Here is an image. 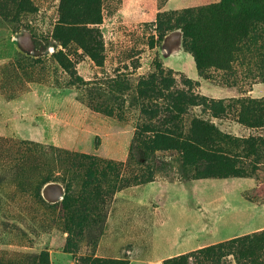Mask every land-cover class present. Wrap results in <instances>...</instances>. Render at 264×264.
<instances>
[{"label":"rangeland","instance_id":"rangeland-1","mask_svg":"<svg viewBox=\"0 0 264 264\" xmlns=\"http://www.w3.org/2000/svg\"><path fill=\"white\" fill-rule=\"evenodd\" d=\"M163 2L100 0L96 66L54 34L60 0H0V264H165L264 230V164L245 178L187 181L175 151L137 140L148 104L138 82L155 65L207 99L264 97L249 67L199 73L179 31L159 41L156 14L191 3ZM191 115L231 137L264 138L233 114Z\"/></svg>","mask_w":264,"mask_h":264},{"label":"trees","instance_id":"trees-1","mask_svg":"<svg viewBox=\"0 0 264 264\" xmlns=\"http://www.w3.org/2000/svg\"><path fill=\"white\" fill-rule=\"evenodd\" d=\"M101 22L100 0H60L54 34L61 33L59 37L65 43L77 44L85 56L101 66L103 58L98 59L95 54L103 48L101 34L95 29ZM155 22L159 41L172 28L179 31L182 48L199 73L235 71L246 66L249 73L256 72L255 76L264 81V0H219L206 6L158 12ZM162 26L169 28L161 29ZM175 76L171 70L155 65L138 82V98L148 101L140 110L144 121L136 130L138 142L146 146L149 143L154 151H175L181 176L187 181L245 178L259 171L264 164L262 136L231 137L193 117L191 110L200 108L215 119L233 114L245 128L258 129L264 127V97L207 99L198 95L192 80ZM134 149L132 146L130 151ZM226 257H231L235 264H264V230L178 256L165 264H223ZM78 261L122 264L83 258Z\"/></svg>","mask_w":264,"mask_h":264},{"label":"crops","instance_id":"crops-1","mask_svg":"<svg viewBox=\"0 0 264 264\" xmlns=\"http://www.w3.org/2000/svg\"><path fill=\"white\" fill-rule=\"evenodd\" d=\"M169 1H171V0H166L165 4L162 6V9L167 5V3H168ZM178 1H182V2H184V1H191L189 7H195V6H201V5H204V4L215 3V2H218L219 0H178ZM155 13H157V12H155ZM85 60H86V59H85ZM87 60H88V59H87ZM82 62H84V61H82ZM90 62H91V61H90ZM91 63H92V62H91ZM78 65H80V64H78ZM95 68H97V67L95 66ZM85 72L92 73L91 68H90L89 65H86V66H85ZM83 77L86 78L87 75L83 73ZM219 243H221V242H219ZM199 249H200V248H199ZM199 249H194V251L199 250ZM194 251H193V252H194Z\"/></svg>","mask_w":264,"mask_h":264}]
</instances>
